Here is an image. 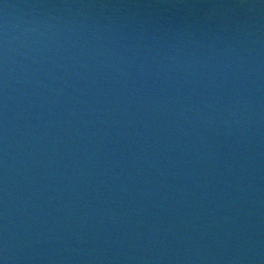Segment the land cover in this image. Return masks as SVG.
Wrapping results in <instances>:
<instances>
[{
	"label": "water",
	"instance_id": "95a60500",
	"mask_svg": "<svg viewBox=\"0 0 264 264\" xmlns=\"http://www.w3.org/2000/svg\"><path fill=\"white\" fill-rule=\"evenodd\" d=\"M0 264H264V0H0Z\"/></svg>",
	"mask_w": 264,
	"mask_h": 264
}]
</instances>
